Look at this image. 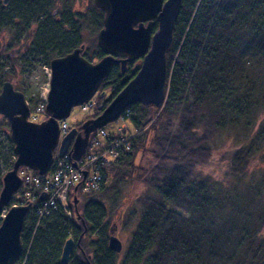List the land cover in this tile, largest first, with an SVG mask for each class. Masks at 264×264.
<instances>
[{
	"label": "trees",
	"instance_id": "obj_1",
	"mask_svg": "<svg viewBox=\"0 0 264 264\" xmlns=\"http://www.w3.org/2000/svg\"><path fill=\"white\" fill-rule=\"evenodd\" d=\"M17 1L22 13L10 6L4 13L5 26L12 27L8 23L20 17L15 32L28 39L32 0ZM92 7L97 17L93 12L91 17L101 29L103 12ZM77 17L85 23L84 14L77 13ZM80 29L76 25L74 32ZM155 29L156 21L152 31ZM72 37L67 47L86 42L80 38L81 31ZM90 41L88 48L95 52L86 51L82 56L99 60L104 53L94 39ZM2 44L0 41V47ZM27 50L30 58L46 67L52 58L66 54L45 53L44 47H32V43ZM4 62L0 63L3 67L7 66ZM166 69L162 107L131 104V109L139 107L129 118L140 132L131 138L126 156L99 170L102 182L97 192L77 190L76 195L83 199L77 209L81 219H67L58 207L44 214L32 207L21 233L23 249L16 264H61L65 240L76 241L84 225L87 231L79 242L82 250L76 249L67 264H115L118 253L108 247L113 224L101 230L99 223L112 214L104 201L113 186L127 177L140 182L143 191L137 196L139 214L121 264H264V209L256 215L253 230L230 224V218L245 211L239 210V199H229L239 210L232 217V212L223 210V198L214 181L197 170L229 142L228 182L240 184L245 174L240 165L247 163L246 153L257 152L264 142V0H181ZM133 75L134 71L122 75L114 64L99 86L98 97L107 88L106 105ZM5 126L8 128L7 122ZM11 152L14 156L13 144ZM137 155L147 156L148 163L135 165ZM14 200L22 203L21 197ZM245 214L250 218L252 212ZM228 230L237 233L236 244L229 248L225 243Z\"/></svg>",
	"mask_w": 264,
	"mask_h": 264
},
{
	"label": "water",
	"instance_id": "obj_2",
	"mask_svg": "<svg viewBox=\"0 0 264 264\" xmlns=\"http://www.w3.org/2000/svg\"><path fill=\"white\" fill-rule=\"evenodd\" d=\"M103 12L102 28L96 34V44L104 53L96 62L82 56V47L49 61V89L41 122L28 120L30 109L23 93L12 83L3 81L0 88V115L8 120L10 139L15 160L2 176L0 189V264H13L21 255V233L30 203L11 205L3 216L13 195L19 190L22 179L20 167L45 174L53 160L54 150L63 156L70 148L76 161L82 155L90 134L113 122L133 103L145 108L160 109L166 96V54L171 49L174 23L181 0H93ZM7 3L8 0H2ZM156 21V29L152 24ZM142 57L135 75L95 117L85 120L80 130L71 128L59 141L58 120L69 116L74 106L87 102L97 91L114 64L123 74L126 63ZM77 189V185L73 188ZM41 194L40 198H43ZM77 205L76 194L71 199ZM74 240H65L60 263L67 264ZM108 247L120 252L122 244L112 230Z\"/></svg>",
	"mask_w": 264,
	"mask_h": 264
},
{
	"label": "rangeland",
	"instance_id": "obj_3",
	"mask_svg": "<svg viewBox=\"0 0 264 264\" xmlns=\"http://www.w3.org/2000/svg\"><path fill=\"white\" fill-rule=\"evenodd\" d=\"M83 2V6L91 2V0H79ZM86 1V3H84ZM90 4V3H89ZM88 4V5H89ZM89 9L85 8L84 12L87 13ZM87 16V14H84ZM74 18L77 17V13L74 14ZM84 27L87 26L85 23ZM86 32H84L85 39L90 43L93 38L95 40V34H92L91 26L85 27ZM91 32L89 36L87 31ZM10 31L4 32V38L8 46L14 48V53H4L0 54V63H3L5 60L7 66L0 65V85L3 81H9L12 83V86L15 90L23 93L25 100L30 109V116L28 120L39 122L45 119V114L43 112L42 104L43 100L46 99V95L49 89V67L40 66V60L37 58H30L27 52L29 50H23L25 44V39H22L20 43L11 40ZM11 40V41H10ZM2 41V40H0ZM94 42V41H93ZM32 41L29 43V45ZM28 45V48H29ZM25 51V52H24ZM8 63V64H7ZM126 74V73H124ZM8 75V76H6ZM123 75V74H122ZM9 77V78H8ZM104 94L99 93V87L96 94L93 96V105L89 108L88 111H80L79 108L73 107L70 115L66 118V121L70 128L79 127L83 121L92 118L93 114L101 112V107L104 106L108 98V90L104 89ZM99 98V100H98ZM139 107L132 109V112L135 113V110H138ZM155 109V108H153ZM261 118L262 115H260ZM0 180L2 175L9 170L11 161L13 160L12 155V143L8 140L9 129L6 124V120L3 121V117L0 116ZM122 120H118L115 123H108L104 128L107 131H112L114 128H119L122 126ZM125 123V122H123ZM125 125H127L125 123ZM128 126V125H127ZM232 150V143H225L222 148L215 150L210 157H208L203 163L197 166L198 172L209 176L211 180L214 181L216 189H219V196L223 198L222 204L225 205L223 210L227 212H232V217L241 209L237 217L230 218V224H241L245 225L248 229H254L257 225V220L255 219L256 215L260 209H264V142L257 152L246 153V158H248L245 165H240L242 171L245 172L243 180L240 184H232L228 182V165L230 151ZM148 157H141L137 155L134 159L135 165H146L148 163ZM25 173L31 175L27 170ZM1 182V181H0ZM77 185V184H76ZM74 185V187L76 186ZM142 184L136 179L127 177L113 186L110 195L107 197L105 204L106 208L112 213L110 216H105L99 223L100 229L108 228L109 224L112 222L114 225V234L118 237L122 244V249L116 257L115 264H121V259L123 257L122 253L129 243L130 238V229L134 226L139 214V202L137 196L143 191ZM23 188H27L24 186ZM19 191V196H21ZM23 193V192H22ZM77 193L72 190L70 194ZM15 196L13 195L12 200L9 203L10 205H15ZM79 196V197H78ZM232 197H237L239 199L240 209L232 207L229 204V199ZM78 205L82 206V197L80 194L77 195ZM110 205H109V203ZM6 211V209H5ZM252 212L251 217L249 218L248 214L245 213ZM3 214V213H2ZM247 217V218H246ZM108 223V224H107ZM106 230V229H105ZM227 241L225 242L229 248V244L235 243L234 238L236 239L237 233L235 231H229L226 233ZM96 238V237H95ZM236 244V243H235Z\"/></svg>",
	"mask_w": 264,
	"mask_h": 264
},
{
	"label": "flooded vegetation",
	"instance_id": "obj_4",
	"mask_svg": "<svg viewBox=\"0 0 264 264\" xmlns=\"http://www.w3.org/2000/svg\"><path fill=\"white\" fill-rule=\"evenodd\" d=\"M19 3L20 1H17V0H8L7 3H3L2 0H0V25H1L0 40H2L3 42V44L0 47L1 55L4 53H14L15 47H11V49L9 50L10 46L6 44V41L4 38L5 37L4 32L7 30L10 31L9 36H11L12 41H16L20 43L22 39H25V44L23 46V50L25 51L27 50L28 45L31 41L30 38H32V47H36V48L44 47L45 53H66L67 54V53H70L73 49L78 48V47H82L81 53H85L86 51H88V53H90L91 51L95 52L94 48H92L93 50L88 48L89 42L84 37V32H86L85 27H88V25L91 26V29L93 32L92 34L94 33L97 34V32L100 30L99 27H96L98 25L95 22L96 19L91 17L92 12H93V16L96 15L97 17L96 11L92 7V6H95L93 0L89 2L90 4L87 3V6L86 4L83 6L82 5L83 2L79 0H32V19H30L29 24H28L29 25V29H28L29 38L28 39L25 38V35H23V33L22 34L19 33L18 30H16L15 32V29H16L15 26H18L19 23L21 22L20 17L13 18L11 22L8 23L12 27L5 26L6 22H4V13H6V10L9 9L10 6L14 7V11H19L20 9V12H21L22 6ZM84 3H86V1ZM85 8L89 9L87 13L84 12ZM76 13L87 14L86 21H85V24L86 25L88 24L87 26L84 27V25L81 24L83 22H81L80 18H74V14ZM76 25H79V27L81 28L80 30H78L77 33H80L81 31L80 38H82V40H85L86 42L84 43L82 42L78 46H73L70 48V47H67V43L69 42V40H71V38H73L72 34L74 36L77 34L74 32ZM87 33L89 36L91 35L90 30L87 31ZM96 34H95V44H96ZM42 41H45V45L43 44L41 45ZM61 42H64L65 44L63 43L61 44ZM97 48L99 47L97 46ZM59 57H62V56H59ZM141 59L142 57H139L133 61H128L126 63V69L124 73L127 74L128 72L134 71V75H135V73L139 69ZM92 62H95V61H92ZM4 119L6 120L8 124V120L6 118ZM8 129H9V125H8ZM77 130H80V127ZM0 181H1L0 182V189H1L2 177ZM70 199H71L70 197L69 199H67V201L65 202V206L60 205L58 208H60L63 211V214L65 215L67 219L69 220L75 219L78 221L79 219H81V214L77 210L79 206L78 201H77L76 208H74V205L72 204ZM72 207L74 209V212H72ZM82 223H83V220H82ZM113 229H114V225L111 227L110 235ZM86 231H87L86 226L84 225V230L82 231L81 236L76 241L74 240V247H73L72 252L70 253L68 262L70 261V258L76 249L82 250V248L79 245V242H80V239L86 234Z\"/></svg>",
	"mask_w": 264,
	"mask_h": 264
},
{
	"label": "built area",
	"instance_id": "obj_5",
	"mask_svg": "<svg viewBox=\"0 0 264 264\" xmlns=\"http://www.w3.org/2000/svg\"><path fill=\"white\" fill-rule=\"evenodd\" d=\"M92 105L93 102H89L80 106V109L87 110ZM129 115L130 110H126L120 115L117 121L122 120L123 125L116 128L114 133L109 134L105 130H99L93 135L82 158L78 161L77 167H74L65 156L56 159L51 172L43 180L30 176L25 178L29 190L40 189L46 195L38 207L37 213L44 214L60 205L65 206L68 189L82 179L84 172L86 176L82 180V190L86 192L98 190L99 184L102 182V172L100 173V171L123 159L130 150L131 138L139 132L129 126ZM59 127L61 133H65L68 129L65 121H61ZM32 199L34 198L32 197Z\"/></svg>",
	"mask_w": 264,
	"mask_h": 264
}]
</instances>
